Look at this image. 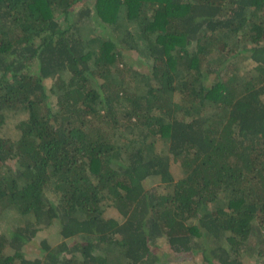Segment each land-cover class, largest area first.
<instances>
[{
    "label": "trees",
    "instance_id": "16d2710c",
    "mask_svg": "<svg viewBox=\"0 0 264 264\" xmlns=\"http://www.w3.org/2000/svg\"><path fill=\"white\" fill-rule=\"evenodd\" d=\"M5 222L0 264H264V0H0Z\"/></svg>",
    "mask_w": 264,
    "mask_h": 264
},
{
    "label": "rangeland",
    "instance_id": "374dc122",
    "mask_svg": "<svg viewBox=\"0 0 264 264\" xmlns=\"http://www.w3.org/2000/svg\"><path fill=\"white\" fill-rule=\"evenodd\" d=\"M236 61L241 63L242 62V67H244L245 69H250L254 63L251 60H241L239 57L236 58ZM148 70V69H147ZM50 80H47V83L50 84ZM181 95L179 93H175L173 95V100L178 103L179 105H181ZM24 114L18 112V113H12L10 115V121H17L19 119L24 118ZM163 147V143L161 140L158 141L157 143V150L161 149ZM176 166V165H174ZM176 176H177V172H176ZM148 184L151 186H158L161 183V180L159 177L156 176H152L147 180ZM164 190V188L159 189ZM107 216H114V217H118L120 220L122 219V217H120V215L118 214V212L112 208V207H107V212H106ZM14 216H17L16 213L12 214L11 217L13 218ZM7 222L5 223H1L0 224V229L2 230V228H5ZM8 224V223H7ZM58 227L56 224H52L49 227H44V229H41V232L38 234L37 239L41 240L44 237H47L53 244H56L59 240H61L60 235L57 232ZM167 247V246H166ZM166 250H168L166 248ZM35 254L33 253H29L28 256L29 257H34ZM253 259V258H252ZM254 260V259H253ZM161 264H196V259L195 258H190L188 257L187 254H185L184 256H181L179 254H173L171 252H169L168 255H166L165 257H163V259L161 260Z\"/></svg>",
    "mask_w": 264,
    "mask_h": 264
}]
</instances>
